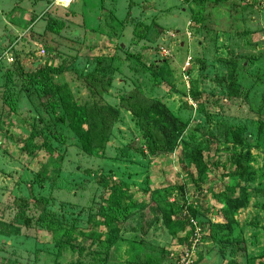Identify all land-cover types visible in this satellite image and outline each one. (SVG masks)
<instances>
[{
	"label": "rangeland",
	"instance_id": "1",
	"mask_svg": "<svg viewBox=\"0 0 264 264\" xmlns=\"http://www.w3.org/2000/svg\"><path fill=\"white\" fill-rule=\"evenodd\" d=\"M49 18L64 23L60 36L49 34ZM107 52L114 62L98 65L97 56ZM61 65L62 83L74 101L87 108L112 106L116 119L98 152L103 157L85 153L77 138L64 135L63 143L54 141V156L40 151L31 158L22 143L5 139L25 142L30 128L1 103L0 223L17 233L0 235V264H181L186 254L188 264L264 258V0H0V97H18L17 110L24 115L36 99L23 90L19 71ZM193 94L200 95L198 101ZM157 99L188 122L183 141L204 162L244 160L254 179L242 185L250 192L248 206L232 213L218 198L237 180L207 172L197 190L179 171L177 155H148L144 132L129 111L139 100ZM36 159L50 180H35ZM86 170L93 174L84 175ZM99 180L122 181L133 190L149 181L163 196L128 217L115 216L120 227L108 245V236L89 224L107 211ZM150 193L148 187L135 197L148 199ZM184 200L198 208L192 216L200 225L198 242L192 248L189 229L167 231L181 216ZM162 203L170 207L169 218Z\"/></svg>",
	"mask_w": 264,
	"mask_h": 264
},
{
	"label": "trees",
	"instance_id": "2",
	"mask_svg": "<svg viewBox=\"0 0 264 264\" xmlns=\"http://www.w3.org/2000/svg\"><path fill=\"white\" fill-rule=\"evenodd\" d=\"M46 27L50 35L60 36L64 29V23L61 20L49 18ZM136 36L144 38L145 34L138 32ZM48 49L53 51L56 48ZM117 49L120 50L121 46L118 45ZM95 61L100 65L101 63L104 64L105 61L114 62V59L107 52V54L102 53V55L100 53ZM65 71L66 69L63 65L59 67L45 66L31 73L19 71L22 82L25 85L23 90L28 97L33 94L36 99L34 100L35 107L24 115H20L16 102L18 97L9 99L0 97V115L2 113L1 103H4L9 116H18L23 120L24 126H29L30 135H28L25 142H21L20 140L15 141L14 137L8 136L5 139L10 138V141L16 144L22 143L23 145L20 147L21 151L26 152L31 158L33 157V153L40 151L52 157L57 153L58 149V147L54 146V141L63 143L65 141L64 135H71L72 138H77L85 153L103 157V154L98 152H103V146L108 141L111 123L115 122L116 118L114 119V116L117 115L116 108L114 109L111 105L112 108L109 105L100 107L93 105L90 108L80 106L77 101L73 100L70 92L62 83ZM159 72L164 74L162 69ZM101 75L106 77L103 74ZM199 98L200 95H192V99L195 102ZM137 102L131 104V111L129 112H132V116L136 118V125L144 132L142 139L148 155L154 159L161 153H165L167 156L177 155L183 165L179 171L187 176L190 186L195 187L197 190L207 181V172L214 173L216 177L223 179L237 180L238 184H232L225 193L218 195V198L224 199L226 205L231 208L232 213H236L238 210L249 205L250 192L242 185H250L254 179L253 172L242 166V163H244L243 159L237 160L236 163L226 162L222 165L204 162L200 151L192 150L190 144L183 141V136L188 128V122L175 117L161 100L157 99V101L147 103L145 100ZM32 111L34 112L31 113ZM117 112H119L118 109ZM1 122L5 123V120L3 121L0 118ZM58 127L60 128L59 130ZM261 129L264 130V124ZM239 131L237 129L235 132ZM1 134L5 133L2 132ZM234 136L236 135L234 134ZM233 141L237 145L241 143L236 137L233 138ZM35 163L38 166L35 180L38 183L50 180L44 174L45 168L42 160L36 159ZM229 164L233 167L232 169L229 167ZM58 169L57 167L55 170ZM83 173L86 176L93 174L89 170ZM241 181L243 183L240 184ZM99 183L104 188V194H106V197L103 199V205L107 208V211L93 216L91 219L94 220L92 223L90 220L89 224L97 229L99 233L108 236V245L113 244V240L110 237L120 227V223L115 221V216L128 217L132 212L144 210L151 201L155 203L159 202L163 196L158 188H151L149 181H146L147 185L141 190H133L130 188L133 185L122 181L115 183L99 180ZM148 187L151 190V193L148 194V199H139L138 201L135 196H144L147 193ZM176 188L179 189V192H183L182 185ZM226 192H229L230 195ZM259 193L264 197V191ZM162 205V210L169 218L172 214L170 207L163 203ZM197 213L198 208L184 200V204L181 206V216L176 217L174 223H171L170 226L167 225L169 234L174 235L179 230L184 232L189 229L188 235H193L197 227L200 226L193 221V217ZM220 217L227 223L228 216L226 213H221ZM110 225H112L113 229H111ZM213 229L214 231H219L218 227H214ZM69 232L71 233L72 231ZM16 233L17 228L15 226L0 223V235L11 237ZM70 233L66 235L68 238L71 236ZM187 240L188 238H186V242ZM187 247H190L189 240ZM250 264H264V258H259Z\"/></svg>",
	"mask_w": 264,
	"mask_h": 264
},
{
	"label": "built area",
	"instance_id": "3",
	"mask_svg": "<svg viewBox=\"0 0 264 264\" xmlns=\"http://www.w3.org/2000/svg\"><path fill=\"white\" fill-rule=\"evenodd\" d=\"M60 1H62L64 3H67L69 0H60ZM197 235H198V233H197V229H196L194 234H193V238L191 240H189L190 248H192L198 242ZM195 241H197V242H195ZM187 262H188V257H187V254H186L184 259H182L181 264H188Z\"/></svg>",
	"mask_w": 264,
	"mask_h": 264
},
{
	"label": "crops",
	"instance_id": "4",
	"mask_svg": "<svg viewBox=\"0 0 264 264\" xmlns=\"http://www.w3.org/2000/svg\"><path fill=\"white\" fill-rule=\"evenodd\" d=\"M84 6H85V5H84ZM85 7H86V6H85ZM85 7H84V9H86ZM83 11H84V10H83ZM83 11H81V14H82V15H85V13H84ZM72 12H73V11H72ZM87 15H88V14H87ZM75 16H76V15H75ZM81 17H82V16H81ZM72 18H73V17H72ZM88 21H89V20H87V23H88ZM68 25H70V24H68ZM70 26H71V25H70ZM72 27H73V26H72Z\"/></svg>",
	"mask_w": 264,
	"mask_h": 264
}]
</instances>
